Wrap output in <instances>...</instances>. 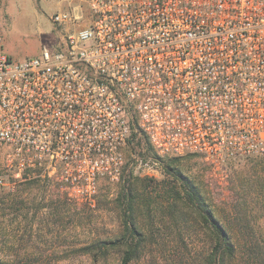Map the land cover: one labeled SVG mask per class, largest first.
I'll return each instance as SVG.
<instances>
[{
  "label": "built area",
  "instance_id": "1",
  "mask_svg": "<svg viewBox=\"0 0 264 264\" xmlns=\"http://www.w3.org/2000/svg\"><path fill=\"white\" fill-rule=\"evenodd\" d=\"M66 1L50 17L58 51L0 54V153L15 182L47 178L91 205L135 133L215 176L264 157V0Z\"/></svg>",
  "mask_w": 264,
  "mask_h": 264
},
{
  "label": "rangeland",
  "instance_id": "2",
  "mask_svg": "<svg viewBox=\"0 0 264 264\" xmlns=\"http://www.w3.org/2000/svg\"><path fill=\"white\" fill-rule=\"evenodd\" d=\"M66 9V0H0V54L20 62L40 58L43 49L58 51L64 33L50 17ZM123 153L119 180L100 179L92 206L59 192L47 178L15 182L0 153V264H119L128 192L143 237L130 264H205L210 235L185 200L179 176L199 189L230 233L240 234L244 219L264 238V157L228 162L225 173L215 176L196 156L157 155L140 133ZM176 190L184 197L177 202ZM115 241L104 250H83Z\"/></svg>",
  "mask_w": 264,
  "mask_h": 264
},
{
  "label": "trees",
  "instance_id": "3",
  "mask_svg": "<svg viewBox=\"0 0 264 264\" xmlns=\"http://www.w3.org/2000/svg\"><path fill=\"white\" fill-rule=\"evenodd\" d=\"M176 175V173H172L174 178ZM178 179L180 181L179 187L182 189L183 195H185V200L191 205L198 220L210 235L212 247L206 256L205 264H264V238L256 234L257 229L255 226L249 223L245 224L247 222L241 219L240 227L238 228L240 229V234L234 235L230 233V230L225 228L214 216L213 210L202 197L199 189L187 178L179 176ZM130 193H127L129 197L126 206L128 216L127 220L123 221L125 234L120 239L126 249L119 264H130L136 258L143 242V237L136 229L133 220V198L130 197L133 195ZM173 193L175 202L184 198L177 190ZM230 229L232 231L233 228ZM114 244H116V241L98 242L92 246H87L83 250H104L107 245Z\"/></svg>",
  "mask_w": 264,
  "mask_h": 264
}]
</instances>
